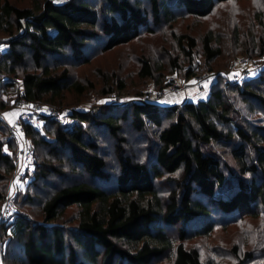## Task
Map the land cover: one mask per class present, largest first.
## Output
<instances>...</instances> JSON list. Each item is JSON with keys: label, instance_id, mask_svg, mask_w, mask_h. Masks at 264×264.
Here are the masks:
<instances>
[{"label": "trees", "instance_id": "16d2710c", "mask_svg": "<svg viewBox=\"0 0 264 264\" xmlns=\"http://www.w3.org/2000/svg\"><path fill=\"white\" fill-rule=\"evenodd\" d=\"M226 1L30 0L21 7L0 0V33L6 34L0 39V74L21 77L19 95L28 101L58 103L71 86L84 91L71 70L73 64L88 62L97 48L112 50L165 25L177 38V14L205 17ZM257 39L244 42L241 57L253 61L264 56V36ZM176 40L193 62L196 37L184 33ZM201 41L208 59L219 57L220 39L213 31ZM27 54L34 70L25 65ZM171 61L176 65L178 56ZM258 62L257 76L246 74L243 82L231 78L228 70L212 67L216 80L209 96L197 101L161 105L141 98L120 114L100 117L73 109L76 122L71 127L43 115L47 124L42 135L32 121L23 120L35 148L43 144L61 156V149L70 152L68 172L62 165L36 160L32 180L51 175L73 179L46 181L53 187L42 200L40 218L16 208L14 219L4 226L11 242L7 259L15 264H209L188 240L248 215L264 214V125L251 123L233 101L256 100L264 109V59ZM159 66L142 58L141 75L153 77ZM193 67L187 68L188 77L198 74ZM4 107L1 101L0 110ZM207 113L226 128L210 125ZM125 120L137 129L153 127L149 159L134 158L128 151L122 135ZM85 122L89 124L84 127ZM88 127L106 128L117 139V168ZM6 129L8 124L0 119V179L16 167L15 157L4 149L12 139L3 135ZM162 181L172 183L167 193L160 190ZM74 206L77 224L69 225L66 211ZM254 257L246 251L236 264Z\"/></svg>", "mask_w": 264, "mask_h": 264}, {"label": "rangeland", "instance_id": "374dc122", "mask_svg": "<svg viewBox=\"0 0 264 264\" xmlns=\"http://www.w3.org/2000/svg\"><path fill=\"white\" fill-rule=\"evenodd\" d=\"M13 2L21 7L30 5V0H13ZM258 11L262 14L261 18L258 17ZM173 25L177 38L171 35V27L165 25L158 27L155 33L143 32L132 42L117 46L112 50L101 51L97 48L88 62L73 64L71 70L72 79L85 85L84 91L71 86L65 89L64 96L58 100V103L45 101L42 103L58 107L67 119L64 125L71 127L76 122L71 116L73 109L94 113L100 117L110 113L120 114L127 104L141 98H148L161 105L205 99L209 96L211 86L216 80L215 73L210 71L212 67L221 71L228 70L230 77L240 82H243L246 74V78L257 76L260 68L258 61L263 60L264 56L256 57L251 61L241 57L240 53L246 51L242 45L246 41L248 43L247 39L251 41L260 35L264 36V0H228L218 4L209 15L200 18L186 13L177 14ZM209 31H213L215 37L220 39L221 54L215 60L206 57L201 44L202 38ZM184 33L198 40L192 57L193 62H190L189 56L176 40L180 34ZM5 35V33H0V39H3ZM256 43L258 39L253 46ZM1 48H3L2 44L0 50ZM176 56H178V61L174 65L171 59ZM142 58L150 60L153 65L161 64V71L154 72L153 77L141 75ZM25 65L28 70L35 68L30 54L26 55ZM192 65L198 68V74L188 77L187 68ZM121 81L124 83L123 88L120 87ZM200 82L202 85H199ZM21 90V77L0 74V102L5 103V107L0 110L3 115L16 108V97ZM107 90L110 93H106ZM230 96L235 97V94L232 93ZM227 98L230 102L232 101V98ZM233 101L236 109H241L242 114L245 113L251 123L264 125V109L256 100L235 99ZM26 108L29 110L28 106ZM42 116L39 121L33 120L34 125L42 129L41 135L46 133L47 124ZM206 119L212 126H218L222 130L226 128V124L217 120L212 113H207ZM166 123L165 121L164 124ZM88 124L89 122H85L84 127ZM88 129L97 136L101 145H105L107 158L117 168L115 148L117 139L111 136L106 128L88 127ZM152 132L153 127L137 129L130 121L125 120L122 135L127 138V149L130 153H134V158L149 159L154 144ZM9 134L12 139L5 144L4 149L15 157L16 167L6 174V178L0 179V192L3 193V199L0 201V264H15L7 259V248L11 242H9V233L6 234L4 231V226L6 227L9 221L14 219L16 208H20L19 210L23 213H29L35 218H40L42 200L53 187L46 181L60 183L73 179L71 176L51 175L49 179L38 177L32 180L31 175L38 167L36 160L39 162L46 160L50 164L62 165L63 169L68 172L71 169L68 161L70 152L67 149H61L60 153L64 155L61 156L51 152L49 146L43 144L35 148L31 137L23 128L14 135L9 127V131L6 129L3 135L9 136ZM28 146L33 147L34 155L26 162L21 155V150ZM225 156L230 157L226 154ZM5 167H1L3 173H6ZM74 178L77 177L74 176ZM171 185L170 182L162 181L160 190L167 193ZM27 196L33 199L28 201ZM8 202L12 206L11 214L3 218L2 212L8 211ZM77 210L74 206L66 211L67 224H77ZM187 245L197 247L202 259L209 264H236L246 251L255 254V257L247 264H264V214L248 215L239 221L229 222L225 226H217L209 235L197 236L188 240ZM235 246H237L236 254Z\"/></svg>", "mask_w": 264, "mask_h": 264}, {"label": "built area", "instance_id": "2783aa9c", "mask_svg": "<svg viewBox=\"0 0 264 264\" xmlns=\"http://www.w3.org/2000/svg\"><path fill=\"white\" fill-rule=\"evenodd\" d=\"M243 80H244V78H243ZM199 85H202V83L200 82ZM16 98H17L15 101L16 108L20 109L24 113L29 114V117H30L32 122H33V120L39 121V118L42 115H45V116L52 117L53 119H55V120H57L63 124L67 123V119L61 113V110L52 104H43L40 101H28L25 99V97H22L20 95H18ZM26 106L29 107V110H27L28 108H26ZM0 119H2L6 124L9 125V127L11 128L12 133L14 135H16L15 133H17V131L19 129H22L21 117H17L14 119V122H10L7 120V118L0 111ZM21 155H23L24 160L26 159V162L31 160L32 155H34L33 147L32 146L25 147V149L21 150ZM11 209H12V206L8 202V211L2 212V217L7 218L11 214Z\"/></svg>", "mask_w": 264, "mask_h": 264}, {"label": "crops", "instance_id": "0c3cea01", "mask_svg": "<svg viewBox=\"0 0 264 264\" xmlns=\"http://www.w3.org/2000/svg\"><path fill=\"white\" fill-rule=\"evenodd\" d=\"M6 113V112H5ZM7 120L10 122H14V119L17 117H21L22 121L28 119L31 121L29 114L24 113L23 111L19 110L18 108H14L13 110L9 111L7 114H4Z\"/></svg>", "mask_w": 264, "mask_h": 264}]
</instances>
